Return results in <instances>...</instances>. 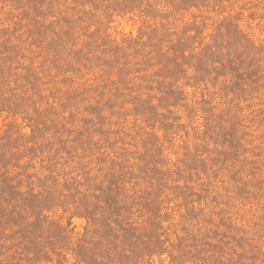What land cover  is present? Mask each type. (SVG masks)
<instances>
[{
	"label": "rangeland",
	"instance_id": "1",
	"mask_svg": "<svg viewBox=\"0 0 264 264\" xmlns=\"http://www.w3.org/2000/svg\"><path fill=\"white\" fill-rule=\"evenodd\" d=\"M0 264H264V0H0Z\"/></svg>",
	"mask_w": 264,
	"mask_h": 264
}]
</instances>
